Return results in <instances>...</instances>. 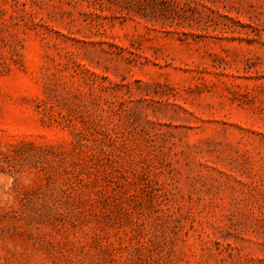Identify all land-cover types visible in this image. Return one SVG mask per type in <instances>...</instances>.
<instances>
[{
    "label": "rangeland",
    "instance_id": "rangeland-1",
    "mask_svg": "<svg viewBox=\"0 0 264 264\" xmlns=\"http://www.w3.org/2000/svg\"><path fill=\"white\" fill-rule=\"evenodd\" d=\"M0 264H264V0H0Z\"/></svg>",
    "mask_w": 264,
    "mask_h": 264
}]
</instances>
